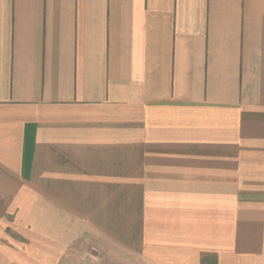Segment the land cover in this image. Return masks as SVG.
Listing matches in <instances>:
<instances>
[{
  "label": "crops",
  "instance_id": "obj_1",
  "mask_svg": "<svg viewBox=\"0 0 264 264\" xmlns=\"http://www.w3.org/2000/svg\"><path fill=\"white\" fill-rule=\"evenodd\" d=\"M2 215L0 264H264V0H0Z\"/></svg>",
  "mask_w": 264,
  "mask_h": 264
},
{
  "label": "rangeland",
  "instance_id": "obj_2",
  "mask_svg": "<svg viewBox=\"0 0 264 264\" xmlns=\"http://www.w3.org/2000/svg\"><path fill=\"white\" fill-rule=\"evenodd\" d=\"M8 216L7 215L0 216V222L5 221L4 223H6L8 220H11L10 219L11 217L10 216L8 217ZM9 229L10 228H8L6 230L7 231V235L9 236V238H7V236H6V238L8 240L9 239L18 240V241L25 240V237L21 233L13 232V231H10ZM69 261H70V264H82V263L83 264H99V261H100L99 249L96 246L92 245V246H90V247H88L86 249V251L84 252V254H83V256L81 258L75 259V258L72 257L71 260H69Z\"/></svg>",
  "mask_w": 264,
  "mask_h": 264
}]
</instances>
